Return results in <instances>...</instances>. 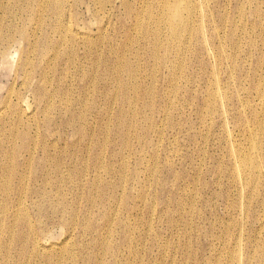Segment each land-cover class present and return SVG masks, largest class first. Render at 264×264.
Instances as JSON below:
<instances>
[{
	"label": "rangeland",
	"instance_id": "rangeland-1",
	"mask_svg": "<svg viewBox=\"0 0 264 264\" xmlns=\"http://www.w3.org/2000/svg\"><path fill=\"white\" fill-rule=\"evenodd\" d=\"M116 1L83 0L67 23V43L94 36L91 70L67 68L69 54L48 63L41 50H57L49 34L62 28L51 13L40 18L29 91L54 99L53 118L42 124L40 107L29 115L27 93L19 114L0 122V155L16 161L23 138H56L64 155L100 159L63 170L62 184L29 188L17 217L46 233L47 248L22 251L19 229L0 222V264H264V0H182L186 25L175 43L159 15L170 0H149L140 12L142 0ZM10 4L1 18L17 14V29L30 36L33 3ZM13 53L0 69V106L22 80L13 86L25 60L19 48Z\"/></svg>",
	"mask_w": 264,
	"mask_h": 264
},
{
	"label": "bare ground",
	"instance_id": "bare-ground-1",
	"mask_svg": "<svg viewBox=\"0 0 264 264\" xmlns=\"http://www.w3.org/2000/svg\"><path fill=\"white\" fill-rule=\"evenodd\" d=\"M90 1L92 0H89V3ZM150 1L142 0L140 4H137L136 11L140 12L148 4L149 7H152L153 3H151ZM4 2H6V4H4ZM10 2H13V0H0L1 3L0 14L9 11V8L13 7L12 4H10ZM17 2H19V8L27 7L29 6L30 3H33V10H34L33 19L35 22V26L33 30L31 29V35L26 36L22 31H19L17 29L18 23H22L21 19L18 18L17 14L8 16L5 19L1 18L0 16V69L3 68L4 65L10 63V60L12 59L11 58L12 53L14 50H16V48H19V51L24 55L25 58V60L24 59L20 60L18 66L16 65V63H14L13 65V66H17V68H15L14 78L12 79L13 86H15V84H18V82L20 81L19 79L22 80L18 88H15L17 85L15 87H12L10 90H7L5 95L2 97L1 99L2 105L0 106V122L4 121L12 113H16L18 115L22 107L21 103L25 101L26 95L27 93H29L35 102L30 106L28 105V109H31V113H29V115L32 114V112L37 111V109L40 107V112L42 115L41 123L43 122L42 124H49V121L53 118V112L51 111L52 105L50 104L54 103V99L49 98L48 101L44 103L40 98H37L35 96L34 89L29 91V83L33 79H37V76L30 77L29 72H27V67H29L30 65V57L34 56L36 52L37 44L39 42H42V38L40 36V29L42 27L40 18L43 16L42 14L47 15L48 13H51L54 17L55 23L62 28L57 34H51V33L49 34V36L52 38L58 37V43L56 44L57 50L48 49V48L41 50L43 57L46 56L47 59H49L48 63L60 62L64 58V55L62 54H69L70 56L66 61L67 68L71 69L78 66V68H82L84 70L94 69L96 65L95 59L93 60L90 59V61H88V59L91 58V54H92V51L90 49L92 46L90 45V43L92 42L91 39L94 36H92L91 33L87 32V33H82V36L84 37L83 39L75 40L72 38V40L69 43H67L66 41V37L68 36L66 31H69V29H67L69 28L68 27L69 25H67V23L71 21V13L72 11H77L81 7V5L84 4L83 0H73V4H71V2L68 4L67 0H17ZM116 2H117L116 0H113L114 7ZM89 3L87 2V8L89 6ZM120 5H123V3H120ZM161 7L165 10V13L164 12L161 13V11L159 10V15L162 18V21L164 22L168 30V39L171 42L175 43L177 41L178 36L180 35V32L186 25L184 19L181 17V13L184 10L185 5L182 2V0H170L166 4H162ZM186 12L191 13L190 6L186 8ZM139 14L135 16L136 21H138ZM154 17H156V15L152 14L151 18ZM132 18L133 17H129L128 20H132ZM63 28H66L64 32H63ZM100 32L101 31H99L97 37L100 35ZM16 35L18 36L20 35L19 40L15 38ZM62 38L64 39V44L71 50L64 51L63 49L64 44H62ZM92 44L95 45L97 43H95L94 40ZM79 50H82V53H79ZM87 50H89L88 51L89 56L85 55V52ZM13 54L15 55V53ZM44 74L45 73H43V75ZM85 88H87L88 90L87 86ZM83 107L85 109H89L87 104H84ZM106 108L107 106L103 109L105 110ZM68 111L69 108L65 107L62 111V114H59V116H66ZM80 119H84V118H80ZM37 121L38 119L35 120V122ZM67 125L75 127L73 122L67 123ZM14 128L15 127H12L11 130H13ZM56 140H57L56 138L52 139L51 141H46L45 139L37 140V139H32L30 137H25L23 138L24 146L22 149V155L16 161L8 159V157L3 153H1L0 155V222L9 220L11 223L14 224L13 228L16 227L19 229L20 231L19 234L20 236H22L21 239H23V241L26 243L25 244L26 247L25 248L23 247V249H21L22 251L24 249H29L31 252L36 253V251L45 250L47 248L46 233H43V231H40L37 228L29 227V225L24 222L25 220L24 217H19V216L17 217V214H19V212L25 208L24 205L25 194L27 195L29 188L31 187V190L34 191V189L32 188H39V185L41 186L43 185L44 187V185H49L50 183L53 182L57 184H62L69 179L64 177L63 175L65 173H71L72 168H75L77 166L76 164L80 165L79 162H84L87 160H94L98 162L100 159L99 152L83 153V155L84 154L88 155V158L86 160H84L85 159L84 156L83 157L79 156V153L77 152H68L64 155L63 153H60L59 149H57V144L55 143ZM50 148H52L54 151L50 150ZM74 148L75 145L72 144L70 145L66 144L65 146V149L71 151ZM57 153L61 154V156ZM64 157L67 159V161L64 160ZM37 165L39 166V169L34 170V168ZM105 166L106 165L103 166L102 161L99 162V167H105ZM63 170H66L67 172L64 173ZM78 171L82 173V170H79V168ZM49 192L48 194L52 195V193ZM46 194L44 195L46 196ZM11 195L17 198V202L14 205L9 202ZM14 209L16 210L15 212H13ZM54 211L55 213H59L60 216L65 214V210L63 209V206H60L59 208L54 207ZM61 218H62L61 220L66 225H68V228L70 227L71 231H73L74 228H76L75 227L76 223L74 221L75 219L74 220L73 218L70 219V217L69 219L64 217ZM3 225L5 227V224ZM16 236H18V233ZM17 238L18 237H16V239ZM20 240L18 239V245L19 243L20 244L24 243L22 240L21 241ZM2 252L4 253V251Z\"/></svg>",
	"mask_w": 264,
	"mask_h": 264
}]
</instances>
